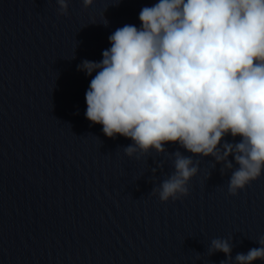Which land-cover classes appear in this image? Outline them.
Masks as SVG:
<instances>
[{
	"label": "clouds",
	"instance_id": "9594fccd",
	"mask_svg": "<svg viewBox=\"0 0 264 264\" xmlns=\"http://www.w3.org/2000/svg\"><path fill=\"white\" fill-rule=\"evenodd\" d=\"M56 2L67 15L68 0ZM82 2L87 8L94 0ZM139 20L140 27L125 24L109 36L100 62L77 66L96 73L86 118L110 139H130L129 158L164 153L167 143L213 157L222 175L231 172L228 191L237 195L264 174V0H158ZM170 155L175 170L151 193L161 202L187 197L199 171L192 156ZM230 240H211L210 255L227 257L220 264H232ZM257 242L235 264L264 261V236Z\"/></svg>",
	"mask_w": 264,
	"mask_h": 264
},
{
	"label": "water",
	"instance_id": "95a60500",
	"mask_svg": "<svg viewBox=\"0 0 264 264\" xmlns=\"http://www.w3.org/2000/svg\"><path fill=\"white\" fill-rule=\"evenodd\" d=\"M0 264H23L0 193Z\"/></svg>",
	"mask_w": 264,
	"mask_h": 264
}]
</instances>
